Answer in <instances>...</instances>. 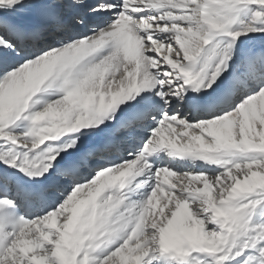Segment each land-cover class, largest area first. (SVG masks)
Wrapping results in <instances>:
<instances>
[{
    "label": "snow or ice",
    "instance_id": "obj_1",
    "mask_svg": "<svg viewBox=\"0 0 264 264\" xmlns=\"http://www.w3.org/2000/svg\"><path fill=\"white\" fill-rule=\"evenodd\" d=\"M0 264H264V0H0Z\"/></svg>",
    "mask_w": 264,
    "mask_h": 264
},
{
    "label": "bare ground",
    "instance_id": "obj_2",
    "mask_svg": "<svg viewBox=\"0 0 264 264\" xmlns=\"http://www.w3.org/2000/svg\"><path fill=\"white\" fill-rule=\"evenodd\" d=\"M173 181L175 180V177L171 178Z\"/></svg>",
    "mask_w": 264,
    "mask_h": 264
}]
</instances>
